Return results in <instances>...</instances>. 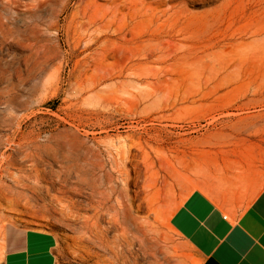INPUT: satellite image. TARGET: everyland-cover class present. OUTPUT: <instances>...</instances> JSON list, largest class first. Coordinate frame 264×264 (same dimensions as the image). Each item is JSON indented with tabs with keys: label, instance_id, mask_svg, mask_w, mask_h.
Here are the masks:
<instances>
[{
	"label": "rangeland",
	"instance_id": "rangeland-1",
	"mask_svg": "<svg viewBox=\"0 0 264 264\" xmlns=\"http://www.w3.org/2000/svg\"><path fill=\"white\" fill-rule=\"evenodd\" d=\"M254 26L264 0H0V264L10 227L56 234V264H123L84 227L90 184L122 187L111 149L150 225L138 264H198L179 204L203 189L240 210L264 191V117L242 109L264 100L263 37L240 36Z\"/></svg>",
	"mask_w": 264,
	"mask_h": 264
},
{
	"label": "crops",
	"instance_id": "crops-1",
	"mask_svg": "<svg viewBox=\"0 0 264 264\" xmlns=\"http://www.w3.org/2000/svg\"><path fill=\"white\" fill-rule=\"evenodd\" d=\"M170 224L198 264H264V191L236 210L196 189L172 213ZM57 246L51 231L10 227L1 264H56Z\"/></svg>",
	"mask_w": 264,
	"mask_h": 264
},
{
	"label": "bare ground",
	"instance_id": "bare-ground-1",
	"mask_svg": "<svg viewBox=\"0 0 264 264\" xmlns=\"http://www.w3.org/2000/svg\"><path fill=\"white\" fill-rule=\"evenodd\" d=\"M93 1V0H92ZM91 2V1H90ZM96 2V1H95ZM146 7V6H145ZM117 9V8H116ZM134 11V10H133ZM89 12V11H88ZM97 12V11H96ZM131 12V11H130ZM90 14V13H89ZM105 12L102 16H104ZM113 15V14H112ZM101 16V15H100ZM100 16L98 18H100ZM152 16V15H151ZM115 17V16H114ZM102 18V17H101ZM91 20V19H90ZM87 21V20H86ZM107 23V22H105ZM104 23V25H105ZM90 24V23H89ZM80 25V24H79ZM103 26V25H101ZM105 27V26H104ZM85 28V27H84ZM122 28V27H121ZM86 29V28H85ZM102 29V28H101ZM84 30V29H83ZM94 31V30H93ZM83 32V31H82ZM91 33V32H90ZM81 35V34H80ZM88 35V34H87ZM244 35H250L251 37L258 38L263 37L262 40H264V26H254L252 27V30L248 33H245L243 35H240L241 37ZM124 36V35H123ZM234 37L236 35H233ZM117 37V36H116ZM122 37V36H121ZM127 37V36H126ZM88 38V37H87ZM125 38V37H124ZM123 39V38H122ZM126 39V38H125ZM236 39V38H235ZM125 41V40H124ZM237 41V39H236ZM114 42V40H113ZM252 42H256L255 39H253ZM246 43L244 41H239L237 43H231L230 46L233 48L235 47H241L244 46ZM87 45V44H86ZM111 45V43H110ZM116 45V44H115ZM143 46V45H142ZM107 47V46H106ZM105 47V48H106ZM109 47V46H108ZM134 47V46H133ZM138 47V46H137ZM141 47V46H140ZM131 48V47H130ZM136 48V47H135ZM259 50H264V44L262 47L258 48ZM258 50V51H259ZM133 51V50H132ZM134 52V51H133ZM132 53V52H131ZM220 54L224 53L221 51ZM208 57H212L214 59H218L219 55L216 53V51L213 52H206ZM205 56V55H204ZM193 57V56H192ZM199 57V56H198ZM203 57V56H202ZM100 58V57H99ZM191 59V57H190ZM220 59V58H219ZM192 60V59H191ZM221 60V59H220ZM193 61V60H192ZM205 61V60H204ZM97 62V61H96ZM196 63V62H193ZM209 63V62H208ZM207 63V64H208ZM95 67V66H94ZM92 67V69L94 68ZM91 68V67H90ZM100 68V67H99ZM95 71L99 69H94ZM93 71V70H92ZM212 71V70H211ZM94 72V71H93ZM212 76V75H211ZM100 96V95H99ZM102 98V96H101ZM242 109L246 110L248 113L253 115H262L264 117V100L257 101L255 103H247L245 104ZM243 112V111H242ZM240 113V112H239ZM108 144V143H107ZM120 144V143H119ZM125 144V143H124ZM113 145V144H112ZM130 145V144H129ZM141 146V145H140ZM109 147V146H108ZM123 147H125L123 145ZM122 147V148H123ZM130 147V146H129ZM111 148V147H110ZM136 148V147H135ZM126 148L122 150V153ZM151 149V148H150ZM36 150V148H35ZM108 153L110 155L111 161L113 163L114 170L118 171L120 174V180L122 187H119L116 183H111L113 180L111 177H109L110 185L106 188H102L100 185H97L95 183L90 184V195L92 197V200L89 203V207L94 211L93 215L87 216L84 222L85 229L92 233L97 234V237L100 239L101 243L104 244L106 247H108L111 251H113L115 257H122L123 264H138V256L132 251V245L134 242V238L137 237L138 232L141 234H146L149 230L148 227L150 226L147 220H144L142 222H139L138 217L134 214V202L136 201L137 197H131L130 191L128 189V185L132 181V178L130 177V173L126 169H122L120 167V161L124 160L128 156L121 155V150H108ZM119 155V157H117ZM44 156V155H43ZM147 156V155H146ZM130 157V156H129ZM145 158V157H144ZM109 159V158H108ZM131 161V160H130ZM36 176L29 175L24 178V182L30 187H32L35 191L39 190V185L36 180H33V178L38 177L39 173L38 170H36ZM94 172V171H93ZM92 173V172H90ZM44 174V173H43ZM62 174V172H61ZM62 180L64 181L67 179V175L63 173ZM154 177V175H153ZM89 177H87L88 179ZM152 179V178H151ZM101 180V179H100ZM102 181V180H101ZM116 182V181H115ZM148 182V181H147ZM63 183V182H62ZM147 184V183H146ZM150 184V182H149ZM158 194V193H155ZM159 195V194H158ZM155 197V195H154ZM94 198H97L96 200ZM159 198V197H157ZM146 199V198H145ZM142 199L137 205V208L141 207L143 203L152 211L155 212V199L156 198H148V199ZM59 201V200H58ZM158 201V200H157ZM63 207V206H62ZM62 209V208H61ZM64 211V210H63ZM101 215H107L109 218V223L112 226H116L117 229L121 228V232H116L113 234V238L110 241H106L105 239V231L107 228H104L101 225L100 218ZM108 221V220H107ZM106 221V222H107ZM108 227V226H107ZM108 240V239H107ZM121 240L124 241V249H120V243ZM143 240V239H142ZM3 246V244H2ZM3 248V247H2ZM58 250V249H57ZM3 253V252H2ZM77 259V258H76ZM82 259H78V261ZM111 260V259H110ZM76 262V260H75ZM80 263V262H79Z\"/></svg>",
	"mask_w": 264,
	"mask_h": 264
}]
</instances>
